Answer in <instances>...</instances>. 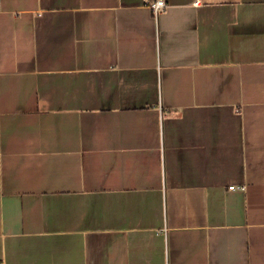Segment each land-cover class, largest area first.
Here are the masks:
<instances>
[{
	"label": "crops",
	"instance_id": "crops-1",
	"mask_svg": "<svg viewBox=\"0 0 264 264\" xmlns=\"http://www.w3.org/2000/svg\"><path fill=\"white\" fill-rule=\"evenodd\" d=\"M151 1L0 0V264H264V0Z\"/></svg>",
	"mask_w": 264,
	"mask_h": 264
},
{
	"label": "built area",
	"instance_id": "built-area-1",
	"mask_svg": "<svg viewBox=\"0 0 264 264\" xmlns=\"http://www.w3.org/2000/svg\"><path fill=\"white\" fill-rule=\"evenodd\" d=\"M199 4V1L196 3V5ZM149 6L152 10H154L156 13H161L162 11H164L167 8V4L165 3V1L163 0H152L149 3ZM231 190H234L235 187L232 186L230 188ZM239 189H244V187H239Z\"/></svg>",
	"mask_w": 264,
	"mask_h": 264
}]
</instances>
